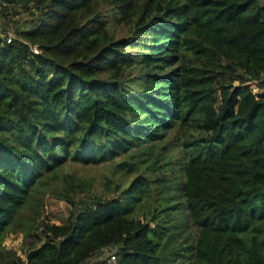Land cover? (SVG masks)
I'll use <instances>...</instances> for the list:
<instances>
[{
	"label": "trees",
	"instance_id": "trees-1",
	"mask_svg": "<svg viewBox=\"0 0 264 264\" xmlns=\"http://www.w3.org/2000/svg\"><path fill=\"white\" fill-rule=\"evenodd\" d=\"M4 2L38 21L0 33V264H264V0ZM46 183L72 212L29 225Z\"/></svg>",
	"mask_w": 264,
	"mask_h": 264
},
{
	"label": "rangeland",
	"instance_id": "rangeland-1",
	"mask_svg": "<svg viewBox=\"0 0 264 264\" xmlns=\"http://www.w3.org/2000/svg\"><path fill=\"white\" fill-rule=\"evenodd\" d=\"M6 3L4 0L0 1V32L3 34H12L15 38L19 37V32L23 31H31L35 24L38 21L37 15L32 14V10H26L23 7H11L8 6L7 9H5ZM33 12L35 10L33 9ZM253 90L255 92L261 91V88L259 85L252 84ZM173 133L178 134L181 138H178L177 143L181 146V141L184 139L183 131L182 130H175ZM170 140V136L166 138L167 142ZM162 144H158V146L153 147V151L159 155L160 158H163V155H166L167 149H162L164 146ZM162 145V146H161ZM143 151L148 152V155H145ZM137 151L138 154H141V157L145 159L144 165L151 164L156 156L153 155L152 149H142ZM143 154V155H142ZM113 164L107 163V164H99V165H84V164H68L65 169L64 173H71L72 175H75L76 177L83 179V180H90L94 184V189L98 190L99 192H102L105 188L104 183L106 182V176L111 175ZM174 176L176 177L177 181H181V165L179 163L174 164L171 166ZM181 191L177 190V188H172L170 190L171 194L176 195V200L180 201L182 206L181 208H184V197L181 195H178ZM84 194H82V198ZM108 196H112V194H108ZM39 213L38 214H36ZM72 212V206L69 202L64 200L63 198H59L55 195V190L52 187V185H49V183H46L45 185L40 184L38 189L33 192V195L27 205H25L21 212V219L24 222H27L29 225L34 223L35 220H41L43 218H48L50 221L56 224H61L65 222L69 215ZM183 218V215H182ZM35 219V220H34ZM19 220V219H18ZM18 220H16L15 225L18 224ZM13 226V225H12ZM11 226V227H12ZM25 228V227H24ZM15 227L13 226L10 228L9 232L7 233V238L9 239L12 234L14 233ZM192 236L195 235L196 230L194 228L190 229ZM176 241L178 243L181 242V235L177 234ZM118 250V248H117ZM98 256V255H97ZM97 256L93 257L91 260L87 262V264H92L94 261H98L99 257H102L101 254L98 258ZM98 259V260H96Z\"/></svg>",
	"mask_w": 264,
	"mask_h": 264
},
{
	"label": "built area",
	"instance_id": "built-area-1",
	"mask_svg": "<svg viewBox=\"0 0 264 264\" xmlns=\"http://www.w3.org/2000/svg\"><path fill=\"white\" fill-rule=\"evenodd\" d=\"M0 33L4 38H7V43H10L13 39H15V37L12 34H3L2 32ZM30 49L35 54H38L40 52L39 46L37 44L30 45ZM251 83L255 85H259L261 88V91L255 92L251 85V88L255 94L264 95V77L261 80L254 81ZM96 264H118L117 249H107L105 255L101 259V262H98Z\"/></svg>",
	"mask_w": 264,
	"mask_h": 264
},
{
	"label": "crops",
	"instance_id": "crops-1",
	"mask_svg": "<svg viewBox=\"0 0 264 264\" xmlns=\"http://www.w3.org/2000/svg\"><path fill=\"white\" fill-rule=\"evenodd\" d=\"M105 252H106V250H103V251H101L100 253H98V256H97V258L102 254L103 256L105 255ZM102 256V257H103ZM102 257H99L98 259L100 260V259H102ZM98 259H96V260H98Z\"/></svg>",
	"mask_w": 264,
	"mask_h": 264
}]
</instances>
